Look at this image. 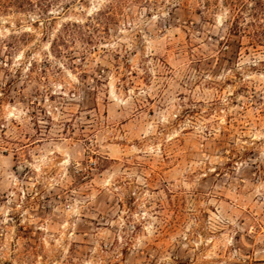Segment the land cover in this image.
Segmentation results:
<instances>
[{
  "label": "rangeland",
  "instance_id": "374dc122",
  "mask_svg": "<svg viewBox=\"0 0 264 264\" xmlns=\"http://www.w3.org/2000/svg\"><path fill=\"white\" fill-rule=\"evenodd\" d=\"M255 1L0 12V264H264Z\"/></svg>",
  "mask_w": 264,
  "mask_h": 264
},
{
  "label": "trees",
  "instance_id": "16d2710c",
  "mask_svg": "<svg viewBox=\"0 0 264 264\" xmlns=\"http://www.w3.org/2000/svg\"><path fill=\"white\" fill-rule=\"evenodd\" d=\"M254 4V10H261L263 7L261 1L256 0ZM24 5H32L31 0H0V12H4L9 8H22ZM254 36L259 39V37H264V32H256Z\"/></svg>",
  "mask_w": 264,
  "mask_h": 264
}]
</instances>
